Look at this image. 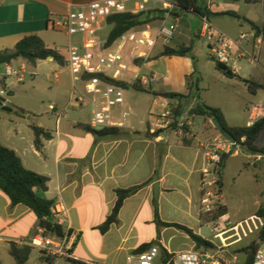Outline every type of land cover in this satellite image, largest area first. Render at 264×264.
Returning <instances> with one entry per match:
<instances>
[{
	"label": "crops",
	"instance_id": "crops-1",
	"mask_svg": "<svg viewBox=\"0 0 264 264\" xmlns=\"http://www.w3.org/2000/svg\"><path fill=\"white\" fill-rule=\"evenodd\" d=\"M92 1L96 0H0V51L13 49L20 40L32 35L39 37L47 47L54 45L58 48V35H63L65 41L67 37L53 30L49 21L67 14L74 6ZM216 1L213 0V5H208L205 0L202 4L198 0L196 3L206 10L209 22L222 32L220 19L227 15L219 14L232 12L249 20L238 13L240 3L254 8L264 0L253 4H247L245 0ZM217 6H223L224 9ZM182 13L187 12L175 9L168 22L164 18L153 23H169L173 19L177 24ZM192 14L199 18L200 26L201 17ZM255 24L264 28L263 24ZM251 35L258 42L263 37L255 36V32ZM165 46L178 48L185 45L172 43V40L167 44L161 43L157 49L154 47L151 57L157 56ZM62 59L64 68L58 70L55 76L67 72L72 81L63 56ZM13 65L22 69L24 74L27 67L32 66L23 59L15 60L10 64L11 67ZM0 66L4 67L0 72V84L4 85L5 79L1 75L6 64ZM193 71V62L188 57H158L141 63L136 77L149 92H138L132 88L134 93L128 94L125 89L122 109L128 113L126 123L129 128L117 130L118 134L128 135L125 137L112 135L95 138L81 128V125L89 124L81 119L80 108L76 106L73 119L62 121L60 118L63 114L59 113L54 130L43 128L50 132L51 139H43L38 150L34 146V134L30 127L34 124L30 122V117L23 123L0 116V144L13 150L27 170L46 177L47 191L41 194L42 197L53 205L63 204L67 210L61 226L64 231L69 230L76 236L72 258L55 260L67 264H125L126 258L135 254L140 247L147 246V249L155 245L160 250L155 264H164L165 254L170 256L177 252L205 251L196 249L194 242L182 231L158 226L154 220L155 206L161 222L184 226L212 245H216V241L226 231L235 228L225 229L221 224L230 221L223 198V182L220 201L226 206L227 213L213 221L210 214L201 210L202 155L198 143L215 135L207 127L208 119L201 117L198 120L189 115V109L194 106L193 101L185 102L194 98L188 95L186 80ZM145 79L149 80L147 84L144 83ZM5 86L10 89L7 83ZM172 94L184 97H166ZM140 95H146V98ZM6 102L7 106V99ZM83 104L90 105L85 101L79 104L80 107ZM184 105L183 113L189 116L185 122L189 131L187 135L178 137L171 131L155 133L148 128L151 117L172 111L173 108L182 109ZM120 110H115L116 119H119ZM0 112L10 114L9 117L16 116L15 111ZM181 116L176 120L185 121L180 120ZM225 121L227 123L226 118ZM40 126L37 124V127ZM141 184L145 185L123 201L117 222L101 233L99 227L111 214L116 202L115 190ZM38 228L33 212L24 205L12 206L9 198L0 190V254L6 252L9 255V243L23 245L36 234ZM32 250L40 253L36 249ZM41 260L43 263L42 257Z\"/></svg>",
	"mask_w": 264,
	"mask_h": 264
},
{
	"label": "built area",
	"instance_id": "built-area-1",
	"mask_svg": "<svg viewBox=\"0 0 264 264\" xmlns=\"http://www.w3.org/2000/svg\"><path fill=\"white\" fill-rule=\"evenodd\" d=\"M207 3L213 5V0H207ZM175 9L174 1L168 0H96L74 6L67 14L49 21L53 30L65 34L68 38V45L63 49L62 56L72 75L74 102L81 104L88 101L92 107L90 128L94 130L129 128L126 123L128 113L122 109L125 89L98 76L116 81L130 78L131 66L137 60L146 61L158 40H162L164 44L169 43L177 28L175 22L159 24L149 22L134 27L121 35L112 46L106 47L108 33L105 35L104 32L108 28L107 19L118 14L140 15L153 11H167L165 16L169 17ZM197 35L207 40L209 55L215 62L224 64L237 74L234 55L248 35L242 33L233 39L217 30L207 16L201 17ZM238 57H243V54ZM112 72L116 75H111ZM23 75L22 69L6 65L1 76L4 79L14 78L17 82H22ZM91 75L97 77L84 78ZM148 82L149 80H144L145 84ZM6 95V86L0 84V102L3 106L7 104ZM118 108L121 110L119 119H116L115 110ZM261 120H264V102L251 103L247 110L245 126L250 127ZM148 128L155 133L171 131L178 137L189 133L186 123L177 121L172 111L151 117ZM198 147L202 155L201 210L205 214H210L222 204L221 194L218 192L222 156L230 155L238 145L219 133L207 140L199 141ZM256 156L264 159V155ZM66 212L65 206L61 203L51 208L54 221L60 225ZM255 218L259 226L254 225L253 229L259 231L263 227V221L260 217ZM75 240V234L69 230L64 231L62 236H56L38 228L36 234L23 245L38 250L47 258L71 259ZM220 249L218 247L216 250L209 249L202 252L173 253L164 264H228ZM159 254V248L151 245L142 252L129 255L125 264H155ZM252 264H264V242H259L257 248L253 250Z\"/></svg>",
	"mask_w": 264,
	"mask_h": 264
},
{
	"label": "rangeland",
	"instance_id": "rangeland-1",
	"mask_svg": "<svg viewBox=\"0 0 264 264\" xmlns=\"http://www.w3.org/2000/svg\"><path fill=\"white\" fill-rule=\"evenodd\" d=\"M203 1L198 0V3L202 4ZM216 3H219V1L217 0ZM217 8L224 9L223 6H217ZM237 11L240 15H245L247 19L264 25V1L258 3L254 8H249L241 2ZM170 17L165 16L164 18L168 22ZM179 18L181 20L177 23L172 43L178 42L179 45L193 46L192 55L195 59L196 76L200 79L197 96L194 100L188 99L189 101L185 103H192L193 101V105L203 103L210 107L219 108L229 125L245 126L247 110L250 104L257 101L264 102V91L259 90L256 94H251L246 88V81L264 84V37H261L260 42H258L257 39L251 37L254 32L248 23L242 20L238 21L231 16L221 17L220 25L223 33L231 37H238L242 33L248 35V38L241 44L243 49L236 50L234 55L237 74L234 77H228L216 68L217 62L211 61L207 40L195 35L197 34V27H199V18L188 12L182 13ZM172 20L171 22H174ZM108 30L109 28L104 32L105 35ZM62 36L58 35L57 37L59 39L56 44L59 46L58 48L50 45V48L57 51L61 57L64 54L63 49L68 45V38L65 41ZM161 43H163L162 40H158L155 48L157 49ZM241 53H243V57H238ZM140 65L139 62H135L131 66L130 78H126L128 84H133L140 80L136 77L138 76L137 69ZM12 67L16 68L17 66L13 65ZM63 68L64 66L59 65L55 61L41 60L35 65L27 67L22 82H17L14 78H6L3 86L6 83L10 85L6 95L7 107L20 108L26 112L23 116L11 117H9L10 114L0 112V116H6L12 120H21L23 123H26L30 117L32 124L36 126L40 124V127L51 131L55 128L59 113L63 114V117L60 118L62 121H70L73 119L72 114L75 107L79 106L81 119L89 124L92 107L85 104L80 107L78 103L74 102L72 94L73 82L69 73L65 72L58 75V77L55 76L56 72ZM3 69L4 67L0 66V72ZM111 75L114 76L116 73L112 72ZM127 92L128 94L134 93L132 88H128ZM140 96L146 98V95ZM174 110L176 108L172 109L174 118L178 119L180 116H176ZM177 110L182 115L180 120H185L184 122H186L189 116L186 112L183 113L185 105L182 109L178 108ZM196 119L200 120L201 117ZM207 127L214 135L219 134L212 126L210 120L207 121ZM256 145L264 148V132L257 140ZM222 182L223 198L228 208L230 221H223L221 224L224 225L225 229L232 227H235V229L232 228L226 231L216 241L217 244L210 249L221 248V254L228 264H242L247 257V252L241 250L258 246L260 242L258 239L259 231L253 228L254 225L259 226L255 218L256 212L260 205L264 204V159L258 158L256 155L252 156L243 146L238 145L226 159L222 171ZM221 189L218 185V192H222ZM224 208L227 212L226 206ZM215 209L210 213V218L213 221L217 219ZM41 257L44 261L43 263L46 264L43 254L32 250L26 264H41ZM0 260L1 264H15L12 257L6 252L0 254ZM52 263L67 264L65 261H57L55 259H52Z\"/></svg>",
	"mask_w": 264,
	"mask_h": 264
},
{
	"label": "trees",
	"instance_id": "trees-1",
	"mask_svg": "<svg viewBox=\"0 0 264 264\" xmlns=\"http://www.w3.org/2000/svg\"><path fill=\"white\" fill-rule=\"evenodd\" d=\"M257 2H259V0H245V3L247 4H253ZM174 5L179 11L192 12L199 15L200 17L207 15L205 9H202L201 7L197 6L196 0H175ZM164 12L167 13V11ZM140 15L118 14L109 17L107 19L109 30L107 35L106 47L112 46L121 35L136 26L164 19L160 17H155L140 22ZM219 15H227L236 19H240L248 23L257 36L262 35L264 37V28L256 25L255 23L249 20H246L245 18H240L232 12L221 13ZM192 50V45L180 46L178 48H171L165 46L157 56L153 58L149 56L146 61L157 59L158 57L177 56L190 58L193 62L194 71L189 77H187L186 85L188 89V95L192 98H195L199 91L198 83L200 79L196 76L197 71L195 68V59L192 55ZM48 58H51L59 65H63L62 57L58 55L54 49L47 47L39 37L34 35L23 38L14 46L13 49H5L0 51V64L6 65H10L17 59H23L29 64L35 65L37 61L46 60ZM136 62H139L141 64L145 61L137 60ZM234 76L235 74L232 77ZM89 77L97 76L91 75L85 76L84 78ZM98 77H101L102 79L107 80L111 83L120 85L124 89H128L129 87H131L138 92H149L147 89H144L141 86L140 81H137L133 84H128L126 81H116L105 76ZM246 88L249 93L256 94V92L259 90L264 91V84L246 81ZM172 97L176 98L184 96L172 94ZM14 109L11 108L10 112L15 111L16 116H23V114L25 113L23 109ZM177 109L178 108L174 110L175 115L180 116V112H178ZM189 115L195 117H203L210 121L214 118L217 119L221 124L223 130L228 132L232 136L237 145L243 146L252 155H264V148L258 147L256 145L257 140L264 132V120H261L250 127L229 126L226 123L223 113L219 108L210 107L203 103H196L192 108H190ZM30 127L34 134V146L36 149L39 150L42 145V140L51 139V134L43 128L34 125H31ZM81 128L84 131L91 133L97 139L106 138L119 133L115 129L94 130L88 125H81ZM228 156L230 155L222 156L220 163L221 169L224 168V164ZM47 181L48 179L46 177L41 176L33 171L27 170L22 165L21 160L13 150L4 147L0 144V190L9 198L12 206L24 205L25 207L29 208L37 218L38 227L44 229L47 234L62 236L64 230L60 224H57L54 221L51 214V208L53 207V203L45 199L41 195L42 193L47 191ZM144 185L145 184H141L128 189L115 190L116 202L111 211V214L99 227V231L101 233H105L113 223L117 222V215L123 204V201L131 195L135 194ZM218 185L220 188H222L221 173ZM219 193L221 194V192ZM215 211L217 213V218L227 213L224 206L222 205L217 206ZM256 217H260L263 219V227L259 230L258 239L260 242H264V204L260 205V207L258 208L256 212ZM154 220L158 226L173 227L185 233L191 239V241L194 242L196 249L206 250L213 248L212 243L202 239L200 236L193 233L192 230L178 224H169L161 222L156 206L154 209ZM146 247L147 246L140 247L136 251V253L144 251ZM256 248L257 246H252L241 250L247 252V257L242 264H252L253 250H255ZM31 251L32 248L29 246L18 245L16 243H9L8 253L14 260L15 264H25L29 259ZM163 258V261L166 262L169 258V255L165 254ZM44 259L46 260V264H53L52 259L54 258L51 259L45 257Z\"/></svg>",
	"mask_w": 264,
	"mask_h": 264
},
{
	"label": "water",
	"instance_id": "water-1",
	"mask_svg": "<svg viewBox=\"0 0 264 264\" xmlns=\"http://www.w3.org/2000/svg\"><path fill=\"white\" fill-rule=\"evenodd\" d=\"M165 15H166V13L164 11H153L150 13L141 14L139 17V21L142 22V21L149 20V19L155 18V17L164 18ZM211 61L215 62L213 59H211ZM216 68L228 77H232L234 75V73L222 63H216ZM166 97L168 99H171L172 95H169ZM0 110L5 111V112H10V108L7 106H3L1 104V102H0ZM211 124L216 129L217 132L222 134L226 139L235 143V140L232 138V136L228 132L223 130L221 124L219 123V121L217 119H215V118L212 119ZM125 136H128V135L127 134H116V135H113L112 137H125Z\"/></svg>",
	"mask_w": 264,
	"mask_h": 264
}]
</instances>
